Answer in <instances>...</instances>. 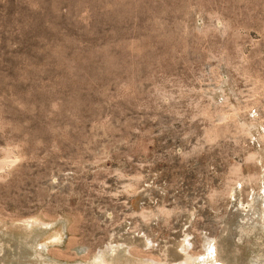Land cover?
<instances>
[{
  "label": "rangeland",
  "instance_id": "obj_1",
  "mask_svg": "<svg viewBox=\"0 0 264 264\" xmlns=\"http://www.w3.org/2000/svg\"><path fill=\"white\" fill-rule=\"evenodd\" d=\"M0 264H264V0H0Z\"/></svg>",
  "mask_w": 264,
  "mask_h": 264
}]
</instances>
